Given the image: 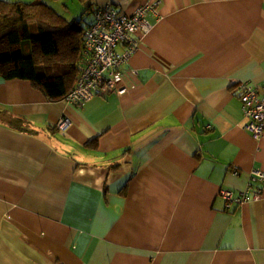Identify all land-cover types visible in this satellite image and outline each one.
<instances>
[{"label":"crops","instance_id":"obj_1","mask_svg":"<svg viewBox=\"0 0 264 264\" xmlns=\"http://www.w3.org/2000/svg\"><path fill=\"white\" fill-rule=\"evenodd\" d=\"M4 1L85 29L100 6L153 0ZM159 2L122 95L73 106L0 78V110L27 126L0 123V264H264V179L251 175L264 134L243 130L237 87L264 80V0ZM248 186L257 200L221 195Z\"/></svg>","mask_w":264,"mask_h":264},{"label":"trees","instance_id":"obj_2","mask_svg":"<svg viewBox=\"0 0 264 264\" xmlns=\"http://www.w3.org/2000/svg\"><path fill=\"white\" fill-rule=\"evenodd\" d=\"M83 31L79 21H67L45 3L0 0V78L27 80L47 99L63 100L78 79ZM0 123L27 130L5 110Z\"/></svg>","mask_w":264,"mask_h":264},{"label":"built area","instance_id":"obj_3","mask_svg":"<svg viewBox=\"0 0 264 264\" xmlns=\"http://www.w3.org/2000/svg\"><path fill=\"white\" fill-rule=\"evenodd\" d=\"M159 3V0L146 2L129 15L120 13L111 4L100 6L95 11L93 23L82 34L81 68L77 82L63 98L64 102L79 106L97 96L126 92L124 68L138 50L141 38L151 28L146 16L156 13ZM119 47L121 51L117 50ZM237 87L245 120L242 128L258 140L264 134V80L259 87L247 83ZM69 123L67 118H61L56 127L65 130ZM251 175L255 180L264 179L261 171H253ZM249 189L248 186L237 196L230 191H222L221 195L228 204L241 205L260 197V189L252 194Z\"/></svg>","mask_w":264,"mask_h":264},{"label":"rangeland","instance_id":"obj_4","mask_svg":"<svg viewBox=\"0 0 264 264\" xmlns=\"http://www.w3.org/2000/svg\"><path fill=\"white\" fill-rule=\"evenodd\" d=\"M83 10H85V9H83ZM82 16H83V17H87V16H88V15L86 14V11H83ZM81 26H82V27H85L84 22H81Z\"/></svg>","mask_w":264,"mask_h":264}]
</instances>
